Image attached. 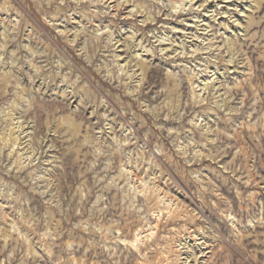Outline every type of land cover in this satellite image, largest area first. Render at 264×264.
Listing matches in <instances>:
<instances>
[{
    "label": "rangeland",
    "instance_id": "rangeland-1",
    "mask_svg": "<svg viewBox=\"0 0 264 264\" xmlns=\"http://www.w3.org/2000/svg\"><path fill=\"white\" fill-rule=\"evenodd\" d=\"M0 264H264V0H0Z\"/></svg>",
    "mask_w": 264,
    "mask_h": 264
},
{
    "label": "bare ground",
    "instance_id": "bare-ground-1",
    "mask_svg": "<svg viewBox=\"0 0 264 264\" xmlns=\"http://www.w3.org/2000/svg\"><path fill=\"white\" fill-rule=\"evenodd\" d=\"M153 236V235H152Z\"/></svg>",
    "mask_w": 264,
    "mask_h": 264
}]
</instances>
